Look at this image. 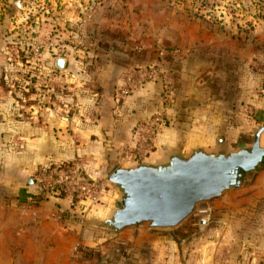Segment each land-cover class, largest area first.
I'll return each instance as SVG.
<instances>
[{
  "label": "crops",
  "instance_id": "crops-1",
  "mask_svg": "<svg viewBox=\"0 0 264 264\" xmlns=\"http://www.w3.org/2000/svg\"><path fill=\"white\" fill-rule=\"evenodd\" d=\"M45 1L47 21L33 27L1 17L0 1V264H123L117 250L132 230L103 225L115 190L108 185L98 202L42 192L38 168L77 164L99 179L114 163L139 162L124 153L134 149L136 125L161 109L164 123L142 160L213 149L219 138L229 148L245 144L264 123V19L219 22L171 0ZM47 31L64 52L43 49L30 60L28 49ZM154 65L162 74L115 100L123 73ZM250 187L246 201L264 200V173Z\"/></svg>",
  "mask_w": 264,
  "mask_h": 264
},
{
  "label": "rangeland",
  "instance_id": "rangeland-1",
  "mask_svg": "<svg viewBox=\"0 0 264 264\" xmlns=\"http://www.w3.org/2000/svg\"><path fill=\"white\" fill-rule=\"evenodd\" d=\"M0 1L4 8L1 17L7 15L12 21L18 19L17 24L20 26L26 24L33 27L35 20L47 21L43 18L48 12L40 18L36 16L28 18L25 14V4L24 9L19 10L13 5L12 0ZM171 1L183 3L185 8L190 10L191 15L198 16L204 13H194L193 8L203 7L205 10L211 4H217L218 7L216 9L212 7L210 12L215 17L219 15L221 6H224L227 19L236 24L246 17L250 18V22L253 19L257 21L264 19V0H202L197 3L196 0ZM227 12L230 14L227 15ZM22 13L25 20H22ZM41 32L45 30L42 28ZM52 32L55 31H47V36L56 40L55 43L61 44L62 40L54 38ZM39 34V31L29 33L26 35V42L32 41V35ZM16 37L18 38L19 35ZM17 38L14 37L12 41L16 42ZM19 59L25 60L22 55ZM251 141L252 136H249L246 145ZM262 173H264V160L240 186L198 203L193 212L175 227H150L147 222H142L124 227L119 232H113L132 230V241L129 239L121 242V248L117 250L120 256L126 258L123 264H128L131 258V264H263L264 211L259 208L261 206L263 209L264 200L261 197L258 200L246 201L248 196L246 193L255 190L250 186L255 185L256 176ZM99 179L105 181L104 178ZM109 186L112 188L111 185ZM133 229L141 230L140 238L136 237Z\"/></svg>",
  "mask_w": 264,
  "mask_h": 264
},
{
  "label": "water",
  "instance_id": "water-1",
  "mask_svg": "<svg viewBox=\"0 0 264 264\" xmlns=\"http://www.w3.org/2000/svg\"><path fill=\"white\" fill-rule=\"evenodd\" d=\"M13 5L24 9L22 0ZM264 123L251 133L252 141L229 148L219 138L213 149L169 151L158 161L141 160L129 166L114 163L102 175L119 199L104 220L105 228H122L147 222L150 227H175L195 206L240 186L264 160L261 140Z\"/></svg>",
  "mask_w": 264,
  "mask_h": 264
},
{
  "label": "built area",
  "instance_id": "built-area-1",
  "mask_svg": "<svg viewBox=\"0 0 264 264\" xmlns=\"http://www.w3.org/2000/svg\"><path fill=\"white\" fill-rule=\"evenodd\" d=\"M25 4L26 17L44 16L43 14L48 12V8L45 0H22ZM202 2V0H196L195 3ZM216 9L217 4H211L208 8L203 10L201 8H193L194 13L203 12L202 16L213 19L216 21H223L226 17V9L221 6L219 15L212 16L211 8ZM230 12H227L229 15ZM39 15V16H38ZM193 16H198L194 15ZM200 16V15H199ZM201 16V17H202ZM258 21L252 20L251 26L253 27ZM53 38H45L43 40L38 39L36 43L30 46L27 51V58L32 61H37L41 56L43 49L52 50L57 54L64 52V46L62 44L55 43ZM160 75L161 68L159 66H149L145 68L135 69L132 68L121 76V81L118 84L115 92V100L119 101L124 97L129 96L137 89L143 87L147 79H150L156 75ZM48 89L43 88L40 92L41 95L46 96ZM169 87L166 78L162 75V97L163 100L167 99ZM164 111L163 109L157 110L151 114V116L144 122H140L135 127V145L134 149L128 150L124 153V156L128 160L141 161L144 157H147L152 149L153 137L160 125L164 123ZM36 181L40 191H56L58 193H64L71 197H78L87 199L91 202H98L102 193L106 190V182L98 178H89L85 175L82 166L77 164H57L52 166H41L36 173Z\"/></svg>",
  "mask_w": 264,
  "mask_h": 264
},
{
  "label": "trees",
  "instance_id": "trees-1",
  "mask_svg": "<svg viewBox=\"0 0 264 264\" xmlns=\"http://www.w3.org/2000/svg\"><path fill=\"white\" fill-rule=\"evenodd\" d=\"M28 74L31 75V76H33L32 70H29L28 71Z\"/></svg>",
  "mask_w": 264,
  "mask_h": 264
}]
</instances>
